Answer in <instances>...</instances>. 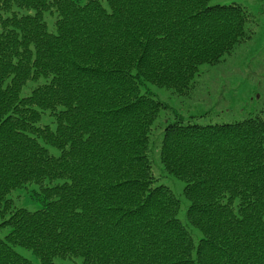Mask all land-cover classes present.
Segmentation results:
<instances>
[{"label":"trees","instance_id":"obj_1","mask_svg":"<svg viewBox=\"0 0 264 264\" xmlns=\"http://www.w3.org/2000/svg\"><path fill=\"white\" fill-rule=\"evenodd\" d=\"M213 0H0V264H264V107L201 123V66L249 40ZM183 183L180 195L162 182ZM36 185V210L14 191Z\"/></svg>","mask_w":264,"mask_h":264},{"label":"rangeland","instance_id":"obj_2","mask_svg":"<svg viewBox=\"0 0 264 264\" xmlns=\"http://www.w3.org/2000/svg\"><path fill=\"white\" fill-rule=\"evenodd\" d=\"M237 2L252 15L253 36L238 45L224 61L213 66L202 65L197 86L186 96H178L171 89L152 85L150 89L157 98L178 106L182 114H194L201 123L229 122L245 118L264 107V0H213V2ZM174 106V107H175ZM174 193L180 195L183 183L174 177L162 180ZM38 191L36 185L14 191L17 206L29 210L40 207L30 194ZM9 229L0 225V237ZM35 264V255L24 247H16ZM56 264H82L79 258L56 259Z\"/></svg>","mask_w":264,"mask_h":264}]
</instances>
